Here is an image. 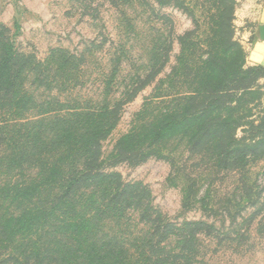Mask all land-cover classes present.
Segmentation results:
<instances>
[{
	"label": "trees",
	"instance_id": "16d2710c",
	"mask_svg": "<svg viewBox=\"0 0 264 264\" xmlns=\"http://www.w3.org/2000/svg\"><path fill=\"white\" fill-rule=\"evenodd\" d=\"M100 1L119 10L129 32L136 30L127 11L140 0ZM171 1L195 15L190 1ZM209 1L205 38L195 15L196 28L178 36L180 53L162 82L186 90L163 95L172 100L123 136L119 153L178 138L190 149L214 152L219 167L264 156V131L248 141L236 138L243 124L234 112L243 107L244 94L254 93L259 70L246 66L235 39L237 0ZM143 5L142 13L155 10L148 1ZM155 30L146 68L116 100L125 42L113 43L112 68L90 97L81 93L92 82L86 53L102 45L92 42L81 53L56 48L41 60L18 54L10 30L0 24V264H205L198 257L206 255V237L221 243L232 237L206 222L177 226L164 220L147 188L123 184L119 175L102 170V142L119 122L122 101L156 81L171 59L173 41L162 28ZM236 91H242L238 101L231 95ZM249 124L256 132L263 126ZM242 192L245 199L252 194L245 186ZM133 218L138 222L132 225Z\"/></svg>",
	"mask_w": 264,
	"mask_h": 264
},
{
	"label": "rangeland",
	"instance_id": "374dc122",
	"mask_svg": "<svg viewBox=\"0 0 264 264\" xmlns=\"http://www.w3.org/2000/svg\"><path fill=\"white\" fill-rule=\"evenodd\" d=\"M140 1L139 7H129L127 11L134 18L136 30L133 32L123 25L119 10L100 0H0V24L10 30L18 54L34 55L41 60L56 48L81 53L92 42L102 45L86 53L92 82L89 80L81 93L90 97L100 91L101 80L112 68L109 50L113 43L125 42L128 52L122 58L117 76L120 86L116 100L122 96L124 86L146 68L148 51L157 35L155 28H162L166 40L173 41L171 59L156 81L140 89L132 99L122 101L119 122L102 142V170L119 175L123 184L147 188L155 209L166 221L177 226L185 222H206L217 229L229 230L233 238L222 243L217 238L206 237L203 242L206 255L198 257L205 264H264V156L258 159L249 156L246 165L238 159L224 168L214 164V152L205 154L200 149H190L186 139H165L151 150L145 148L146 143L134 154L119 153L117 149L123 136L166 108L171 96L177 94L174 91L186 90L169 89L162 84L163 80L167 82V75L180 53L178 36L196 28L195 15L201 24L197 30L202 38L210 25L209 0H188L195 15L183 11L175 1L167 0L165 5H159L156 0ZM146 1L153 5L155 12L149 9L146 14L141 12ZM234 26L235 39L246 54L235 22ZM104 38L107 40L103 41ZM246 66L259 70L252 85L254 93L244 94L243 107L234 112V117L243 124L237 128L236 138L243 141L252 136L258 138L264 131V65L248 63L246 58ZM172 92L168 98H161ZM240 94L242 91L231 95L238 101ZM237 104L232 105L237 107ZM249 122L263 124L260 132L251 129ZM244 186L248 192L252 190L247 199L242 192ZM257 199L256 205H251ZM136 222L137 218L131 220L132 225ZM138 227L143 228V224ZM237 234L244 237L239 238Z\"/></svg>",
	"mask_w": 264,
	"mask_h": 264
},
{
	"label": "crops",
	"instance_id": "0c3cea01",
	"mask_svg": "<svg viewBox=\"0 0 264 264\" xmlns=\"http://www.w3.org/2000/svg\"><path fill=\"white\" fill-rule=\"evenodd\" d=\"M234 22L247 62L264 65V0H237Z\"/></svg>",
	"mask_w": 264,
	"mask_h": 264
}]
</instances>
